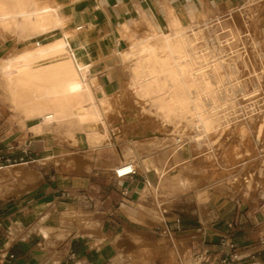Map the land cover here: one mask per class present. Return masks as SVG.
Masks as SVG:
<instances>
[{
    "label": "crops",
    "instance_id": "0c3cea01",
    "mask_svg": "<svg viewBox=\"0 0 264 264\" xmlns=\"http://www.w3.org/2000/svg\"><path fill=\"white\" fill-rule=\"evenodd\" d=\"M245 1L0 0V59L35 46L50 51L70 29L74 55L107 99L104 122L64 126L55 120L38 128L37 119L25 118L0 96L2 183L16 167L36 174L24 190L0 194V264H175L177 249L186 254L184 263L264 264V209L253 210L260 222L246 230L230 224V235L207 219L216 209L206 211L200 227L155 226V206L163 198L155 192V168L161 165L155 148L127 158L132 134L142 129L129 117L131 98L119 96L126 64L118 53L134 42L161 40L174 25L190 30ZM39 10L49 11L45 24L53 25L41 33L29 28ZM128 160H135L138 173L116 178L114 168Z\"/></svg>",
    "mask_w": 264,
    "mask_h": 264
},
{
    "label": "rangeland",
    "instance_id": "374dc122",
    "mask_svg": "<svg viewBox=\"0 0 264 264\" xmlns=\"http://www.w3.org/2000/svg\"><path fill=\"white\" fill-rule=\"evenodd\" d=\"M185 37L196 55L193 73L208 79L209 87L199 88V96L204 108L213 110L215 125L206 129L191 113L166 117L150 98L136 93L126 64V86L119 96L131 98L129 117L142 129L132 134L134 146L128 142L126 156L139 158L155 148V164L161 165L155 168V192L163 197L155 206V226L180 219V225L200 227L206 211L216 209L215 217L207 219L230 235V224L238 222L246 230L260 222L253 210L264 209V0H247L187 30ZM0 96L9 100L2 87ZM8 173L3 183L5 175H0V194L24 190L36 180L23 166ZM176 174L175 184L166 180ZM184 255L177 249L175 264H199L195 259L184 263Z\"/></svg>",
    "mask_w": 264,
    "mask_h": 264
},
{
    "label": "bare ground",
    "instance_id": "6f19581e",
    "mask_svg": "<svg viewBox=\"0 0 264 264\" xmlns=\"http://www.w3.org/2000/svg\"><path fill=\"white\" fill-rule=\"evenodd\" d=\"M32 15L35 18L31 19L29 28L33 31L41 33L53 27L45 24L49 11L39 10ZM171 32L164 33L161 42H134L118 53L119 58L131 68L130 83L136 93L150 98L166 117L191 113L200 125L210 129L215 125L216 117L213 110L204 108L199 96V88L209 87L208 79L192 71L196 55L193 45L185 37L186 30L174 25ZM71 35L72 30L65 29V37L50 51L35 46L32 51L9 54L0 59V87L7 91L19 113L25 118L37 119L38 128H41V122L55 120H61L64 126L88 120L104 122L107 99L95 90V79L88 76V67L74 55ZM128 154L134 155L133 149H129ZM176 178L179 175L166 180L175 184Z\"/></svg>",
    "mask_w": 264,
    "mask_h": 264
},
{
    "label": "built area",
    "instance_id": "2783aa9c",
    "mask_svg": "<svg viewBox=\"0 0 264 264\" xmlns=\"http://www.w3.org/2000/svg\"><path fill=\"white\" fill-rule=\"evenodd\" d=\"M216 19V18H215ZM214 19V20H215ZM39 42H37L38 44ZM8 161H11L8 159ZM138 173V169L133 161H123L120 164H118L114 168V176L116 178H128L133 177ZM178 224L180 223V219L177 220ZM234 260L233 258L231 261ZM200 263V262H199ZM229 262L227 260H223V264H228Z\"/></svg>",
    "mask_w": 264,
    "mask_h": 264
}]
</instances>
